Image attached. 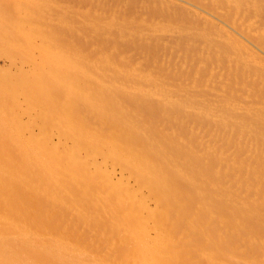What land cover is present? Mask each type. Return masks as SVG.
I'll return each mask as SVG.
<instances>
[{"label": "bare ground", "instance_id": "obj_1", "mask_svg": "<svg viewBox=\"0 0 264 264\" xmlns=\"http://www.w3.org/2000/svg\"><path fill=\"white\" fill-rule=\"evenodd\" d=\"M0 1V3L4 2L3 0ZM20 4L24 3L21 1ZM6 5L0 4V44L2 43L0 46L3 45L0 47V55L2 54L3 57H8L7 59L11 60L10 66H14V71L13 68L10 70V66L9 69L4 70L1 67L0 70V264H264V170H259L260 168L257 170L258 162L260 163L257 155V157H252L253 154H251L249 158L246 156L245 158L246 153L243 152V158L241 157V151L239 155V153H235V149L233 154L232 151H229L230 149L223 147L228 142H231L229 146L234 145V142L237 141L235 140L238 136L237 133L242 132L241 134H243L244 131L248 133V130L259 139L264 140V108L263 110L261 108H251L250 104L244 107L242 104H233L234 101L230 104L227 96L232 90H223V94L227 93V95L224 98L221 94L220 99L224 98L223 102L218 99L222 102L221 109H219L221 112L216 113L211 110L212 113H209L210 111L208 112L207 109L209 110L212 105H219V101L217 103L214 101L215 103L212 102V104L210 101L212 98L210 100L209 98L208 100L205 99L207 95L204 98L203 96H201L202 98L198 96V98L195 95H193L195 97H190L192 95L187 97L188 94L186 95L188 99L185 100L186 97H183V101H180L174 96L177 95L178 97L179 95L180 97L177 91H180V89L182 91L181 86L179 90L176 88L177 91L175 92L174 89L168 87V84L166 85L167 81L162 82L165 79L162 81L156 80L153 77L155 72L149 74L148 72L145 73L143 69L139 68V70L134 67L127 70L124 67L129 66L122 65L126 61L123 62L120 58H118L119 60L110 58V60L109 57L105 56V53L99 52L101 54L98 56L88 57L85 53L84 55L80 52L82 54L80 55L75 51L73 56V52L70 53L71 48L72 50L77 49L75 47L77 44L74 46L73 42H71L73 46H68L70 50L67 49L70 52L68 51L67 54V49H62L61 45L56 43L55 35L52 38L47 37L48 34H45L48 38V42L46 41V37L43 36L45 26L43 30L41 29L42 32L44 31L42 34L35 24H32L34 25L33 29L25 27L28 21L25 24L24 21L21 22L23 16L31 17V14L28 13L31 8H28L27 11V7H25L26 9L22 7L27 11H24L26 14H22V11L21 14H16L15 11L12 14L8 11V7L11 5ZM12 5L15 4L12 3ZM16 6L18 4L14 7ZM27 6L32 7L31 5ZM37 7H39L38 4ZM22 8L21 10H23ZM34 8L31 10L34 11ZM36 9V12L40 11ZM10 14L12 16L9 17ZM17 17L21 19L18 18L19 20H17ZM31 19L35 20L34 16ZM38 20L36 19L37 22ZM40 21L38 23H41ZM105 23L108 24V28L112 26L111 30L115 28L116 24L113 28V22H110V20L109 23ZM90 24L87 25V27H91L90 30L92 29L94 32L95 29L96 32L102 30V25L90 26ZM43 25H45L44 22ZM41 26L39 27L41 28ZM48 27L50 28V25ZM87 27L85 26L86 29H88ZM70 28L68 27V29ZM50 29L47 30L49 35H51ZM79 29L82 28L79 27ZM125 29L121 26L118 30L116 29L119 34L116 33L115 29L113 32L110 31V34L116 33V35H121L123 38L127 33ZM37 30L40 31L42 36ZM129 30L130 28L128 33ZM54 31L56 30L54 29ZM75 32H77L76 29ZM132 33L137 34L136 38L139 34L141 35L137 30H133ZM80 34L83 35V31ZM144 35L142 34L143 37ZM104 36L106 37V35ZM35 37H41L43 43L41 40L39 43L36 40L38 38ZM49 38H52L55 43L52 42V39L49 41ZM36 41L39 46H42V48L38 46L39 52ZM47 43L55 49L52 50L51 47H47ZM59 43L61 44V42ZM90 43L88 41L87 45L92 46ZM209 43L213 46L212 42ZM78 45L80 47V44ZM111 46L114 45L111 44ZM44 47L46 48L44 49ZM56 47H59L60 51L61 49L64 51L63 55L66 54L62 55L63 57L61 56L62 59L60 58V51L57 53L59 48ZM31 48L37 49L34 50L38 52L39 55L37 56L41 60H35L37 56H34L32 52L34 50ZM50 49L53 54L55 51L54 55L51 54L53 59L58 57L62 61L73 56L72 60L70 59V64H65L71 65V69L69 67L66 68V71L64 70V60L63 63H59L60 61L56 58L58 64L55 60H53L55 63L51 61ZM28 50L32 51L29 52ZM235 51L231 50L230 53H227L230 56L234 52V57H236ZM212 52H215V48ZM115 53L113 54L114 59L117 56ZM16 54L23 59V62L20 61L22 64H17L15 57H13H18ZM197 54H200V52ZM216 54H218V50ZM219 55H221V52H219L217 59ZM222 55L221 57H223ZM31 56L33 57L31 58ZM237 56L240 58L242 55ZM192 57L194 58V56ZM239 58L236 61L239 62L242 59V67H244V64H247L248 67V64L253 62L248 61V59L244 60L243 56L240 60ZM219 60L222 61V59ZM24 61L30 62L33 68L36 65L37 70L36 67L34 69L28 67L27 70L30 69L34 74L37 71L40 76L38 73V76L36 74L31 76V72L26 71L23 66V63H27ZM36 61L38 63L41 61L40 65L43 66H37ZM47 61H50L47 69L51 66L48 72L51 70L52 73L57 70L56 75L53 74L54 72L52 74L54 77H58L60 82L59 80L56 81L58 78H52L51 73L45 74L47 69L44 70L43 67L46 66L45 63L48 64ZM242 62L239 63L242 64ZM55 64L58 66L63 65L60 67L62 70L60 69V71ZM194 64L195 69H197L196 63ZM40 67L43 69L41 72ZM186 67L188 66H185L184 69ZM191 69L189 68V71ZM158 70H160V67ZM183 71L184 74L187 69ZM189 71L186 75L190 74L191 71L193 72V70ZM150 72L152 73V71ZM57 73L63 76H59ZM28 74L30 79L27 78ZM262 74L260 76L255 73L252 75L261 77L262 80L264 77V74ZM20 77L25 78V83ZM60 77H64L62 82ZM66 77L70 80H67ZM155 77L157 78V75ZM63 79H65L64 84H62ZM256 79L254 81L257 83L253 82L254 84H258V80H260V78ZM154 80L158 81V85L155 83L157 87L152 84L155 82ZM26 81L32 82L33 87H31L32 83L28 87ZM51 81L55 82L51 83ZM68 81H72V83ZM262 81L264 82V78ZM262 81H260L261 84ZM66 82L72 84L68 85L69 88L72 87L71 91H69L68 86H65ZM54 83H56L55 87H60L62 84V89L61 87L60 89L62 92L65 90L63 94L58 89L62 95L60 97L63 99L65 97L64 101L59 96V99L54 96L58 93H51L55 92L51 86ZM146 83L155 86L150 88L151 85L148 84V86ZM55 87L54 89L57 91L58 89ZM185 87H187V84ZM185 87L183 85V90ZM16 89L21 92L18 93ZM68 91L70 94L65 95ZM209 93L208 95H210ZM183 94H186V91ZM213 94L215 93H211V96ZM221 95L219 94V96ZM219 96L217 95V98ZM46 97L52 99V101L49 100V102ZM54 97L57 102L53 99ZM43 98L45 104H43ZM126 99H128V103L125 102ZM156 103H162L164 109L161 107L162 104L159 107ZM54 104H57V106ZM253 105L251 104V106ZM34 106L36 110L37 108L40 110L38 109L39 111L36 112L33 109ZM166 106L168 107L166 109L168 113H172L168 114L172 118L171 120L168 117L172 123L170 125L174 126L172 128L169 124L165 125L169 120H166L165 124L161 122L163 116L167 113L165 111ZM215 106L211 108L217 109L218 106ZM43 107L48 112L44 111ZM59 107L60 109H58ZM173 107H179L178 114H176L178 111ZM63 108L65 110L68 108L70 113L68 114ZM172 109H175L174 114ZM15 110L19 111L16 112ZM33 113L36 115H33ZM62 113L66 117L69 116L67 117L68 123L71 122L72 124L73 122L72 127L63 122H67V118L65 119ZM47 114H50V117ZM58 114L61 118L58 117ZM71 114L73 117H71ZM188 114L190 116L193 114L200 119H207L210 125L213 124L211 126L223 125L225 126L224 129H231V131L228 130L229 133L233 129L234 132H237H235L237 136L231 135L230 139L228 138L229 140L226 139L227 142L223 140V137L221 139L220 136H216L220 143V140H222V143L225 142L223 146L222 143L221 145L215 143L217 141H215V137L213 139L215 142L211 141L215 144L210 142L212 145L205 147L202 145L203 140H200L199 137L201 134L195 133L197 126L194 129L190 127V130L187 127L188 123L186 125L185 119L190 117ZM243 115L246 118L251 116L254 120L248 119L254 125L250 123V126L249 123H246L248 119L243 118ZM35 116L38 117L39 121L36 120ZM240 116L243 118L241 121L245 120L246 125L243 122L241 123ZM24 117L27 118L26 121ZM43 117L45 118L43 119ZM48 117L49 120L47 121L49 123L46 121ZM70 117L71 121L69 122ZM56 118L62 119L60 121L62 124ZM54 120L60 124H55L56 122L51 124L50 122ZM35 121L38 122V125ZM40 122L42 123L40 124ZM43 122L44 125H42ZM48 124L55 127L57 125V128L60 127V132H58L61 135H58L60 138L63 136L62 139L52 140L54 136L51 135L50 125ZM167 126L168 128H166ZM65 127L71 128L69 129L70 132H67L68 129ZM49 129L50 131H48ZM213 134L216 133L213 132ZM256 146H254V149ZM239 147L242 150L243 146L241 144ZM249 149L252 150V147ZM255 151L257 150L253 151L254 155L260 153L258 151L255 153ZM259 155H261V159L264 157L263 154ZM99 159L102 161L100 162ZM117 168L121 171L119 177L115 173ZM89 234H94V237Z\"/></svg>", "mask_w": 264, "mask_h": 264}, {"label": "rangeland", "instance_id": "obj_2", "mask_svg": "<svg viewBox=\"0 0 264 264\" xmlns=\"http://www.w3.org/2000/svg\"><path fill=\"white\" fill-rule=\"evenodd\" d=\"M4 2H2V3H0V4H2V5H6L7 3H8V5H6V6H9V5H11V6H13V7H11V6H9L8 8H9V10L8 11H10V13H12V14H14L13 12L15 11V13L17 14V13H19V14H21V11H22V14L24 13V14H26L24 11H26L25 9V7H27V11H28V8H34L35 6V8H34V11H35V9L37 10V11H39V12H34L33 10H31V9H29V11H28V13H30L31 14V17L29 16L28 18L27 17H25V16H23V19H24V17H25V19L27 18V19H29V20H27L26 19V21H25V19L23 20V19H21L20 17H17V20H19L18 18H20L21 19V22H23L24 21V24H25V27L26 28H33L34 29V25H32V24H35V26H36V28H38L40 31H41V29L43 30V27H44V30H45V33H44V31L42 32V34L44 33V37H54L53 35H55V41L57 40V41H59V42H61V44L59 43V42H57L56 41V43H58L59 45H61V48L62 49H69L70 50V48L69 47H71V46H73V43H74V46L77 44H80V47H79V45H78V47H77V45L75 46L76 48V50H72V48H71V52L67 49L66 51H67V54L70 52L71 54H72V52H73V56H74V52L76 51L78 54L81 52L82 54H86V56H88V57H92V55L93 56H98V55H100L101 53L102 54H104L105 53V56L108 58L109 57V59L110 58H112L113 60H117L118 58H120V59H122L123 60V62L124 61H126V62H124V63H122V65L123 64H125L126 66H131L130 67V69H129V67H124L125 69H127V70H131L133 67L134 68H136V69H143L144 71H145V73H149V74H153L154 72V74H155V76L157 75V78L154 76V74H153V77L156 79V80H158V81H162V80H164V81H162V82H165V81H167L166 82V85L168 84V87H170L172 90L174 89L175 90V92L177 91V90H179L181 87H182V91H181V89H180V91H177V92H179L178 94H180V97H179V95H178V97H177V95H176V93H175V95L176 96H174V97H176V99H179L180 101H183V97H186V95H187V97H189L190 95H192V96H190V97H200V98H202L201 96H203V98L206 96V98L205 99H207L208 100V98H209V100H210V98H212L210 101H211V103L213 102V103H217L219 100L220 101H224V98L226 97V95H227V93H224L223 94V90H232L230 93H228L229 95V97L227 96V98H228V103L230 102V104H232L233 102L232 101H234V103L233 104H242V105H244V107L247 105V106H249V104H250V107L251 108H255V109H259V108H261L262 110H263V108H264V82L262 81L263 80V78H262V80H261V77H255V75H252V74H258V73H260V74H258L257 76H260L262 73H263V71H264V65H263V61H264V0H36V2H35V0H30V1H32V2H30V1H25V0H21L22 1V3H26L25 5L24 4H20L21 3V1L20 0H14V2H12L13 0H9V1H11L10 3H9V1L7 2V0L5 1V0H3ZM20 1V2H19ZM39 1V2H38ZM42 1H44V2H42ZM1 2V1H0ZM5 2H7V3H5ZM29 2V3H28ZM36 3V4H34V3ZM12 3L13 4H15V5H17L18 4V6H16V7H14L15 5H12ZM31 3V4H30ZM39 3H40V5H39ZM35 6H34V5ZM37 4H38V6L40 7V6H42V7H37ZM20 5V6H19ZM22 5V6H21ZM27 5H33L32 7H28ZM51 5V6H50ZM22 7H24V8H22ZM5 8V7H4ZM7 8V7H6ZM12 8V9H11ZM16 8V9H15ZM21 8L23 9V10H21ZM42 8H44V9H42ZM14 9V10H13ZM13 10V11H12ZM43 10H44V12H45V10H46V12H45V14L47 13V14H51L50 16L49 15H45L44 14V12H43ZM56 10V11H55ZM20 11V12H19ZM26 11V12H27ZM32 11V12H31ZM74 12V13H73ZM27 13V14H28ZM33 13V14H32ZM69 13V14H68ZM83 13V14H82ZM90 13V14H89ZM107 13V14H106ZM112 13V14H111ZM121 15H120V14ZM12 14H10L9 15V17L10 16H12ZM29 14V15H30ZM37 14H40V15H42L41 17H40V15L38 16ZM53 14V15H52ZM63 14H65V15H63ZM68 14V15H67ZM81 14V15H80ZM126 14V15H125ZM83 15V16H82ZM91 15V16H90ZM17 16H20V15H17ZM33 16H34V19L36 18V16H38L36 19L38 20V19H40V20H38V22L40 21L41 23H38L37 21H36V19L35 20H32L31 18H33ZM48 16H49V18H48ZM64 16V17H63ZM85 16V17H84ZM93 16V17H92ZM50 17H51V19H50ZM82 17H84V18H82ZM86 17H88V18H86ZM110 17V18H109ZM43 18H45L44 20H43ZM53 19V20H52ZM55 19V20H54ZM30 20H32L33 22L34 21H36V22H32V21H30ZM43 20V21H42ZM99 20V21H98ZM102 20V21H101ZM109 20H110V22H113V28H114V24H116L115 25V30L117 29L118 30V28L120 27L121 28V26H123V29H125L124 27H126V28H130V30H129V33H128V29H125V31L128 33H126V35H128L127 37H126V35H124L123 36V38L121 37V35H118L119 33V31H117L116 33H118L117 35H116V33L115 34H113L112 32L114 31V29H112L111 30V28H112V26H111V28L109 27L108 28V24L107 23H105V22H108L109 23ZM46 21V22H45ZM50 23H49V22ZM63 21H65V22H63ZM92 23H91V22ZM43 22L45 23V25H43ZM63 22V23H62ZM81 22V23H80ZM88 22H90L89 24H90V26L92 25V26H101V29L103 30V32H102V30L101 29H99V30H101V31H99V32H96L97 30L95 29V32L94 31H92V29L90 30V28L91 27H87V25H89L88 24ZM93 22H94V24H93ZM96 22V23H95ZM97 22H98V24H97ZM31 24V25H29V24ZM54 23V24H53ZM87 23V24H86ZM23 24V23H22ZM37 24H40V25H37ZM47 24V25H46ZM59 24V25H58ZM84 24V25H83ZM26 25H28V26H26ZM42 25V26H41ZM50 25V28L48 27ZM63 25H65V26H63ZM84 26V28H85V26L89 29H84L83 28V26ZM118 25H120L119 27H118ZM30 26V27H29ZM38 26V27H37ZM39 26H41V28L39 27ZM82 26V27H81ZM135 26V27H134ZM54 27V28H53ZM64 27V28H63ZM67 27V28H66ZM68 27L71 29H68ZM73 27H74V31H73ZM79 27L80 28H82V29H79ZM118 27V28H117ZM133 27V28H132ZM140 27V28H139ZM36 28H35V30H36ZM53 28V29H52ZM81 31H83V33L85 34V35H89L88 37L87 36H85L84 34L83 35H81L80 33L82 32H80L78 29ZM100 28V27H99ZM135 28V29H134ZM136 28H138V29H136ZM158 28V29H157ZM50 29V32H51V35H49V32L47 31V30H49ZM54 29L56 30V31H54ZM75 29H76V31L77 32H75ZM85 31H84V30ZM132 29V30H131ZM39 30H37V32L39 31ZM51 30H53V31H51ZM58 30V31H57ZM94 30V29H93ZM133 30L135 31V30H137V31H139L140 33H141V35L139 34L138 36H141V37H138L137 36V38H136V35L134 34V33H132L133 32ZM141 30V31H140ZM40 31L38 32V33H40ZM47 31V32H46ZM108 31V32H107ZM110 31H112L111 33L112 34H110ZM89 32V33H88ZM101 32H102V34H101ZM105 32H106V34H105ZM55 33V34H54ZM74 33H75V35H74ZM97 33V34H96ZM110 35H109V34ZM41 34V33H40ZM40 34H39V36H40ZM42 34H41V36H42ZM45 34H48V35H46L45 36ZM56 34H58V35H56ZM70 34H72V35H70ZM79 34H80V36H79ZM91 34V35H90ZM99 34V35H98ZM130 34V35H129ZM142 34L144 35V37L142 36ZM104 35H106V37L104 36ZM109 35V36H108ZM115 35V36H114ZM233 35V36H232ZM37 36V35H36ZM58 38H57V37ZM98 36V37H97ZM133 36V37H132ZM135 36V37H134ZM46 37V41L48 42V38ZM61 37V38H60ZM69 37V38H68ZM79 37V38H78ZM85 37V39H83ZM35 38H38V37H35ZM41 37H39L38 39H36L39 43H40V40L42 39H40ZM52 38H49L50 40L49 41H51V39ZM102 38V39H101ZM118 38V39H117ZM142 38V39H141ZM203 38V39H202ZM235 38V39H234ZM59 39V40H58ZM83 39V40H82ZM99 39V40H98ZM108 39H109V42H108ZM135 39V40H134ZM152 39V40H151ZM53 40V39H52ZM98 40V41H97ZM110 40H112V41H110ZM35 41V40H34ZM36 41V42H37ZM55 41L53 40L52 42H54L55 43ZM88 41H89V43H90V41H91V43L90 44H92V46H88L87 44H88ZM100 41V42H99ZM116 41V42H115ZM118 41V42H117ZM134 43H133V42ZM206 41V42H205ZM36 42H35V44H36ZM38 42H37V48H38V46H39V44H38ZM41 42H42V40H41ZM52 42H50L51 44H52ZM64 42V43H63ZM71 42H73V43H71ZM75 42H77V43H75ZM79 42V43H78ZM82 42V43H81ZM94 42V43H93ZM114 44H113V43ZM120 42V43H119ZM125 42V43H124ZM140 42V43H139ZM145 42V43H144ZM209 42H212L213 43V46H212V44L210 45V43ZM10 43V42H9ZM43 43V42H42ZM151 43V44H150ZM220 43V44H219ZM236 44V46H235V44ZM243 43V45H241ZM2 44V43H1ZM0 44V45H1ZM45 44V43H44ZM48 44V43H47ZM50 44V45H51ZM58 44H55V45H57V46H59ZM63 44V45H62ZM82 44H84V45H82ZM111 44L112 45H114L113 47L111 46ZM143 45V47H142V45ZM153 44V45H152ZM216 45V47H214L215 45ZM226 44H227V46H226ZM46 45V44H45ZM54 45V44H53ZM97 45V46H96ZM108 45H109V47H108ZM121 45V46H120ZM146 45H147V47H146ZM210 45V46H209ZM240 45V46H239ZM245 45V46H244ZM3 46V45H2ZM2 46H0V47H2ZM9 46V45H8ZM69 46V47H68ZM99 46H101V47H99ZM119 46V48H117ZM138 46V47H137ZM219 48H218V47ZM225 46V47H224ZM36 47V46H35ZM39 47H41L42 48V46H39ZM47 47H51V46H49V44H48V46ZM60 47V46H59ZM59 47H56L57 49L59 48ZM95 47H96V50H95ZM99 47V48H98ZM108 47V48H107ZM153 47V48H152ZM209 47H210V49H209ZM213 48V50H212V48ZM235 47V48H234ZM240 47V48H239ZM242 47V48H241ZM244 47V48H243ZM246 47V48H245ZM46 47H44V49H45ZM52 48V50H54L55 49V47L53 48V47H51ZM101 48H102V50H101ZM106 48V49H105ZM152 48V49H151ZM196 48V49H195ZM200 50H199V49ZM214 48H215V52H212V51H214ZM231 48V49H230ZM233 48V49H232ZM31 49H35V50H37L36 48H31ZM61 49V51H63ZM78 49H80V50H78ZM91 49H92V51H91ZM99 49V50H98ZM105 49V50H104ZM151 49V50H150ZM32 51V50H28L29 52L30 51H32L33 53H34V56L36 57L37 55H39L38 54V52H39V48H38V52L37 51ZM41 50V49H40ZM47 50V49H46ZM51 50V49H50ZM52 50H51V52H52ZM78 50V51H77ZM89 50V51H88ZM104 50V51H103ZM143 50V51H142ZM147 50V51H146ZM194 50V51H193ZM212 50V51H211ZM217 50H218V54H219V52H221V55H222V52H223V57H221V55H219V57H218V59H217V56H218V54H216V52H217ZM235 51L236 53H235V56L237 57V59H236V57H234V52L233 53H231V55H232V57H231V55L229 56V51ZM238 50H239V52H238ZM243 50V51H242ZM9 51V50H8ZM27 51V52H28ZM45 51V50H44ZM60 51V48H59V50L57 51V53ZM59 52V54H60V58H61V56L63 55V53H64V51L63 52ZM69 51V52H68ZM106 51H107V53H106ZM109 51V52H108ZM120 51V52H119ZM196 51V52H195ZM29 52H28V54H29ZM51 52H49V54H50V57L52 58V55H54L55 54V51H54V54H53V52L51 53ZM99 52H101V53H99ZM116 52V53H115ZM200 52V54H197V53H199ZM205 52V53H204ZM212 52V53H211ZM227 52H229V53H227ZM237 52H238V54H237ZM254 52V53H253ZM40 53H41V51H40ZM45 53H47V52H45ZM44 53V54H45ZM62 53V54H61ZM66 53V52H65ZM80 53V55H82ZM92 53V54H91ZM116 54L117 56L118 55H120V56H116L115 58L116 59H114V56H113V54ZM118 53H120V54H118ZM209 53V54H208ZM213 53H214V55H215V57H214V55H213ZM31 54V53H30ZM48 54V53H47ZM52 54V55H51ZM58 54V55H59ZM84 54V55H85ZM108 54H110V55H108ZM121 54H122V56H121ZM225 54V55H224ZM228 54V55H227ZM242 55L243 56V58H244V60H247L248 59V61L249 60H251L250 62H252V63H250V64H248V67L246 66L247 64H244V67H242L241 65H243V60L241 59L240 60V58L242 57V56H240V58L237 56V55ZM2 55V54H1ZM1 55H0V70L2 69V70H4V69H9V66L11 65V63H10V59H7L5 56L3 57V55H2V57H1ZM5 55V54H4ZM12 55V54H11ZM17 56H18V54H16ZM32 55V54H31ZM42 55H43V53H42ZM57 55V56H58ZM64 55H66V54H64ZM63 55V56H64ZM113 57H112V56ZM147 55V56H146ZM189 55H190V57H189ZM200 55V56H199ZM10 56V55H9ZM43 56H45V55H43ZM47 56H49V55H47ZM56 56V55H55ZM62 56V57H63ZM71 56V55H70ZM73 56L72 57H69L70 59L71 58H73ZM111 56V57H110ZM124 56V57H123ZM183 56V57H182ZM192 56H194V58L192 57ZM225 56V57H224ZM226 56H228V57H226ZM11 57V56H10ZM13 57H15V60L17 61V64L18 63H21V62H23V59H21V58H19V56L18 57H16V56H13ZM21 57V56H20ZM33 56H31V58H32ZM34 57V58H35ZM122 57V58H121ZM199 57H201V58H199ZM229 57H231L230 59H229ZM42 58V57H41ZM49 58V57H48ZM51 58H50V60H51ZM58 59V57H55V59ZM59 58V59H60ZM65 58V57H64ZM126 58V59H125ZM157 58V59H156ZM158 58H159V62H158ZM182 58V59H181ZM213 58V59H212ZM234 58H235V60H234ZM238 58H239V62H242V64H240L238 61H236V60H238ZM246 58V59H245ZM21 59V60H20ZM38 59H40V57L38 58V56L35 58V60H37L38 61ZM55 59H53L52 58V60L51 61H53V60H55ZM58 59V61H60ZM62 59V58H61ZM67 59H68V57H67ZM63 59L65 62H64V65L66 64V63H69L70 64V59ZM161 59V60H160ZM189 59V60H188ZM202 59V60H201ZM208 59V60H207ZM219 59H222V61H220ZM263 61H262V60ZM32 60V59H31ZM41 60V59H40ZM62 60V61H63ZM72 60V59H71ZM111 60V59H110ZM119 60V59H118ZM133 60V61H132ZM231 60H233V61H231ZM261 60V61H260ZM19 61V62H18ZM21 61V62H20ZM34 61V60H33ZM36 61V62H37ZM42 61H43V59H42ZM57 60H55V62L57 63L58 62ZM62 61H60L59 63H61ZM67 61V62H66ZM189 61V62H188ZM203 61V62H202ZM208 61V62H207ZM215 61V62H214ZM218 61V63H216ZM221 63H220V62ZM225 61V62H224ZM228 61V62H227ZM25 62V61H24ZM27 62V63H26ZM25 63L26 64H24L23 63V66H24V68H26V71H28L27 70V68L28 67H32L33 65L30 63V62H28V61H26ZM35 62V63H36ZM41 61H39V63L37 62V66L39 65V66H43V65H40L41 63H40ZM43 62H45V61H43ZM54 62V61H53ZM54 62V63H55ZM137 62V63H136ZM214 64H213V63ZM227 62V63H226ZM261 62H263V63H261ZM28 63H30L31 64V66H30V64H28ZM35 63H33V64H35ZM47 63L48 64H46L45 63V67H43L44 68V70L45 69H47V67H48V65H49V63H50V61H47ZM63 63V62H62ZM126 63H129V64H126ZM131 63V64H130ZM194 63H196V66H197V69H195L196 67H194L195 66V64ZM208 63V64H207ZM216 63V64H215ZM225 63V64H224ZM229 63V64H228ZM22 64V63H21ZM52 64V63H51ZM58 64V63H57ZM69 64H67V65H65L64 67H65V71H66V68L68 69L71 65H69ZM178 64V65H177ZM193 64V65H192ZM14 65V64H13ZM19 65V64H18ZM25 65H26V67H25ZM56 65V64H55ZM55 65H53V66H55ZM125 65H123V66H125ZM134 65V66H133ZM136 65V66H135ZM250 65V66H249ZM35 67H36V65H34ZM52 66V67H53ZM56 66H58V65H56ZM55 66V67H56ZM61 66H63V65H61ZM61 66H58V68H59V70L61 69L62 70V68H60ZM157 66V67H156ZM185 66H188V67H186V69H187V71H189V68L191 69V70H193V72L191 71H189L190 72V74L192 73V75H190V74H187L186 75V73H187V71H186V73H182V72H184L183 70H186V69H184L185 68ZM200 66V67H199ZM210 66V67H209ZM2 67V68H1ZM11 68H10V70L13 68V71H14V66H10ZM34 67V68H35ZM41 67H40V69H41ZM50 67L51 66H49V68L46 70V73L45 74H49V73H51V70L48 72V70L50 69ZM159 67H160V70H158L159 69ZM175 67V68H174ZM202 67V68H201ZM247 67V69H245ZM251 67V68H250ZM262 67H263V69H262ZM33 68V67H32ZM31 68V69H32ZM33 68V69H34ZM54 68V67H53ZM57 68V67H56ZM55 68V69H56ZM153 68V69H152ZM200 68V69H199ZM209 68V69H208ZM38 68L36 67V70H37ZM39 69V70H40ZM52 69V68H51ZM70 69H71V67H70ZM69 69V70H70ZM139 69V70H140ZM152 71V73L149 71ZM183 69V70H182ZM238 69H240V70H238ZM245 69V70H244ZM258 69V70H257ZM35 70V71H36ZM43 69H41L40 70V72L42 71ZM60 70V71H61ZM179 70V71H178ZM196 70V71H195ZM199 70V71H198ZM209 70V71H208ZM234 70V71H233ZM244 70V71H243ZM248 70V71H247ZM262 70V71H261ZM144 71H141V72H144ZM158 71V72H157ZM171 71V72H170ZM201 71V72H200ZM250 71V72H249ZM259 71V72H258ZM261 71V72H260ZM28 72H31L30 71V69H29V71ZM48 72V73H47ZM54 72V73H53ZM52 73L54 74V75H56L55 73L57 72V70L55 71H53ZM62 72H64V71H62ZM188 72V73H189ZM200 72V73H199ZM204 72V73H203ZM237 72H239V73H237ZM247 72V73H246ZM33 72H31V76L32 75H35L36 74V76H38L37 75V71H36V73L34 74H32ZM43 73V72H42ZM51 73V74H52ZM66 73V72H65ZM172 73V74H171ZM181 73V74H180ZM193 73H194V75H193ZM199 73V74H198ZM209 73V74H208ZM231 73V74H230ZM233 73V74H232ZM39 74V76H40V73H38ZM51 74H50V76H51ZM52 74V78L54 77V75ZM57 74H59V73H57ZM68 74V73H67ZM70 74V73H69ZM171 74V75H170ZM176 74V75H175ZM229 74V75H228ZM264 74V73H263ZM262 74V75H263ZM61 74H59V76H60ZM66 75V74H65ZM71 75H72V73H71ZM180 75V76H179ZM250 75V77H248ZM61 76H63V75H61ZM68 76V75H67ZM162 77V78H160V77ZM179 76V77H178ZM182 76V77H181ZM191 76V77H190ZM227 76V77H226ZM56 77V76H55ZM54 77V78H55ZM69 77H70V75H69ZM158 77H159V79H158ZM168 77V78H167ZM169 77H170V79H169ZM175 79H173V78ZM224 77V78H223ZM20 78H22V77H20ZM27 78H29L30 79V76H29V74H28V77ZM26 78V79H27ZM35 78V77H34ZM39 78V77H38ZM49 78V77H48ZM58 77H56V79H57ZM61 78V82H62V78H64V77H60ZM68 77H66V79H67ZM226 78V79H225ZM233 78H234V81H233ZM250 78H251V80H250ZM252 78H254V79H252ZM257 78V79H256ZM260 78V80H258ZM23 79V83H25L24 81H25V78H22ZM21 79V80H22ZM37 79V78H36ZM50 79V78H49ZM187 79V80H186ZM189 79V80H188ZM197 79V80H196ZM199 79V80H198ZM209 79V80H208ZM223 79V80H222ZM230 81H229V80ZM232 79V80H231ZM258 80V84H254V83H257L256 81H254V80ZM15 80V79H14ZM34 80V79H33ZM33 80H32V82H33ZM55 80V79H54ZM59 80V82H60V79L58 78L56 81H58ZM64 81H63V83L62 84H64V82H65V79H63ZM67 80H70L69 78L67 79ZM156 80H154L155 82H153L152 84H155V83H157V85H158V81H156ZM193 80V81H192ZM243 80V81H242ZM20 81V80H19ZM18 81V82H19ZM30 81V80H29ZM38 81V80H37ZM49 81V80H48ZM226 81V82H225ZM239 81V82H238ZM260 81H262V84H261V82ZM18 82H16V83H18ZM27 82V81H26ZM31 82V83H32ZM53 82H55V81H53ZM52 81H51V83H53ZM68 82H71L72 83V81H68ZM197 82V83H196ZM224 84H223V83ZM249 82V83H248ZM254 82V83H253ZM20 83H22V82H20ZM28 83V87L29 86H31V85H29V84H31L30 82H27ZM26 83V84H27ZM33 83H35V82H33ZM33 83H32V86L31 87H33ZM37 83V82H36ZM49 83V82H48ZM67 83V82H66ZM66 83H65V86L67 87L69 84H71V83H67V85H66ZM151 83V82H150ZM150 83H146L147 85L149 84V85H151L150 86V88H154V86L156 85H152V84H150ZM220 83H222V84H220ZM230 83V84H229ZM237 83V84H236ZM239 83V84H238ZM243 83V84H242ZM251 83V84H250ZM15 84V83H14ZM56 83H54V85H52L51 84V86L53 87V89L51 88V86H50V88L52 89V90H55V92L53 91V92H51L52 94L54 93V94H57V95H54V96H62L61 95V93L63 94V92L65 91L64 89V91L62 92V87H61V85H60V87H61V89H60V87H55L56 85H55ZM170 84V85H169ZM187 84V87L188 88H190V89H188L187 87H185V85ZM225 84H227V85H225ZM259 84H260V86H259ZM50 85V84H49ZM72 85V84H71ZM146 85V86H147ZM148 85V86H149ZM157 85H156V87H157ZM172 85V86H171ZM183 85H184V87L185 88H187V89H185L184 88V90L186 91V94H183V93H185V91L183 90ZM189 85V86H188ZM209 85V86H208ZM217 85V86H216ZM246 85V86H245ZM57 86H58V83H57ZM173 86H175V87H173ZM181 86V87H180ZM232 86V87H231ZM256 86V88H254ZM258 86V87H257ZM14 87H15V85H14ZM19 87H20V84H19ZM19 87H17V88H19ZM30 87V88H31ZM54 87L55 88H59L60 90H61V93L59 92V89L56 91V89H54ZM70 86H68V89H69V91H71L70 89L72 88H69ZM155 87V88H156ZM147 88H149V87H147ZM176 88H177V90H176ZM217 88V89H216ZM225 88V89H224ZM232 88V89H231ZM263 88V89H262ZM19 89H21V88H19ZM17 90L16 89V91L19 93V92H21L20 90ZM32 89V88H31ZM66 89V88H65ZM212 89H214V90H212ZM216 89V90H215ZM222 89V90H221ZM240 89V90H239ZM187 90H188V93H187ZM189 90H191L190 92H191V94H189L190 92H189ZM218 90V91H217ZM238 90V91H237ZM247 90V91H246ZM256 90V91H255ZM263 90V91H262ZM69 91H68V93L66 92L65 93V95L67 94V95H69L70 93H69ZM211 91H213V92H211ZM208 92H210L209 94L210 95H208ZM227 92H229V91H227ZM211 93H218V94H213L212 96H211ZM255 93V94H254ZM52 94H51V97H52ZM219 94L221 95H223V99L221 100L220 99V97H222V95L221 96H219ZM261 94H263V95H261ZM185 95V96H184ZM193 95H195V96H193ZM217 95L219 96L218 98H217ZM48 97V96H47ZM46 97V98H47ZM50 97V96H49ZM59 97H58V99H59ZM185 98V100L186 99H188V98ZM198 97V98H199ZM61 99H63L62 97H60ZM69 98H71V96H69ZM21 99V98H20ZM53 99H55V97L53 98ZM60 99V100H61ZM64 99H65V97H64ZM64 99H63V101H64ZM216 99V100H215ZM219 99V100H218ZM47 100L49 101H52V99H48L47 98ZM46 100V101H47ZM42 101H43V104H45V99L43 98L42 99ZM49 101V102H50ZM54 101V100H53ZM63 101H61V102H63ZM66 101H67V99H66ZM66 101H65V104H66ZM128 101V99H126V101L125 102H127ZM215 101V102H214ZM219 101V102H220ZM243 101V102H242ZM261 101H262V103H261ZM55 102H57L56 101V99H55ZM67 102H69V101H67ZM218 102V104L219 105H217L216 104V106H218L217 107V109H212L215 105H212L210 108H209V110L207 109V111L209 112V113H212V111H214V112H216V113H220L221 112V110L219 111V109H221V103L222 102H220L219 103ZM227 102V101H226ZM247 102H248V104H247ZM250 102V103H249ZM59 103V102H58ZM128 103V102H127ZM212 103V104H213ZM258 103V104H257ZM60 104V103H59ZM59 104H58V106H59ZM62 104V103H61ZM64 103H63V105H65ZM71 104V103H70ZM160 104H162V103H160ZM160 104L159 103H156V105H159V107H160ZM251 104H254L253 106H251ZM262 104V105H261ZM54 105H56L57 106V104H54ZM165 105V104H164ZM49 106V105H48ZM51 106V105H50ZM70 106V105H69ZM69 106H67V107H69ZM215 106V107H216ZM246 106V107H247ZM35 107V106H34ZM45 108H46V105L44 106ZM44 107H43V110H44ZM52 107V106H51ZM50 107V108H51ZM55 107V106H54ZM65 107H66V105H65ZM142 107V106H141ZM161 107L164 109V107H163V104L161 105ZM53 108V107H52ZM168 107L166 106L165 107V111L167 112H164V113H166L165 114V116H163V121H161L162 123H166L168 120H169V118L168 117H170L171 115H168L169 113H168V110H166ZM172 108V107H171ZM173 108H175L177 111H178V108H176V107H173ZM34 110H36V107L35 108H33ZM39 108H37V110H36V112L37 111H39L38 110ZM49 109V108H48ZM58 109H60V107L58 108ZM64 109V108H63ZM174 109V110H175ZM20 110V109H19ZM18 110V111H19ZM51 110V109H50ZM65 110V109H64ZM173 110V109H172ZM173 110V114H174V111ZM212 110V111H211ZM16 112H18L17 110H15ZM44 111H46V112H48L47 110H44ZM54 111V110H53ZM52 111V112H53ZM57 111V110H56ZM65 111H69L68 110V108H67V110H65ZM169 111H171V110H169ZM179 111H180V109H179ZM179 111L176 113V114H178L179 113ZM15 112V113H16ZM41 112H43V111H41ZM58 112L59 113H61L60 112V110H58ZM172 112V111H171ZM35 113V112H34ZM33 113V115H36V114H34ZM45 113V112H44ZM44 113H42L43 115H44ZM50 113V112H49ZM56 113V112H55ZM65 114H66V112H64ZM70 112H68V114H69ZM72 113V112H71ZM50 114H52V113H50ZM50 114H47V115H49V117H50ZM65 114L63 115V113H62V115L64 116V118L66 119L67 117H69V116H65ZM170 114H172V113H170ZM39 115V113L37 114V116ZM55 115H57V114H55ZM61 114H60V116H62ZM189 116H190V114H188ZM213 115H214V113H213ZM239 115H241V114H239ZM37 116H35L36 118H33L34 120L36 119L37 121H39L38 120V117ZM52 116V115H51ZM187 116V115H186ZM242 116V115H241ZM241 116H240V121H241V119H243V118H246L244 115H243V118H241ZM247 116H249V115H247ZM49 117H48V119L46 118V121L47 120H49ZM55 117H57V116H55ZM54 117V118H55ZM58 117H59V114H58ZM71 117H73L72 116V114H71ZM71 117H70V120H69V122L71 121ZM193 117H194V120H193ZM42 118V117H41ZM45 117H43V119H44ZM59 118H61V117H59ZM196 118V119H195ZM198 118V119H197ZM203 118V117H202ZM248 118H250V119H252L251 118V116L250 117H247L246 119H248ZM27 120V118L26 117H24V120ZM32 119V120H33ZM53 119V118H52ZM57 119V118H56ZM62 119H63V117H62ZM61 119V120H62ZM65 119H63V120H65ZM165 119V120H164ZM170 119L172 120V118L170 117ZM190 119V120H189ZM250 119H248V121L246 122V123H253L252 121L254 120V119H252V121H250ZM25 120V121H26ZM59 122L61 121V120H59V119H57ZM73 120V119H72ZM167 120V121H166ZM207 120V119H206ZM205 119H200L199 117H196L195 115H193L192 114V116H190L189 118H187L186 117V119H185V122H186V125H187V123H188V125H187V127L189 128V130H190V127H193V129L195 128V126H197L196 128H195V133H197L198 135L199 134H201V135H199V137L201 138L200 140H203L202 141V145L203 146H207L208 147V145L210 146V144L211 143H213V142H215L216 140L218 141H216L215 143H220L219 142V139L217 138V137H219L220 136V138L222 139V137H223V140L224 141H228L229 139H230V137H231V135H235V137L238 135L239 136V138H238V136H237V138L235 139L233 136V138L235 139V140H237V141H235L234 142V139L232 138V140H233V142H234V145H230L229 146V143H231V142H228V144L227 143H225V142H223L222 143V140H220L221 141V143H222V146H223V144H224V146L223 147H225V148H227V149H230L229 151H232L231 153H233V152H235V149H236V152L235 153H239L240 151V153H241V157H243V155H244V153H246L245 155H244V157L246 156V157H248L249 158V156H251V154H253L252 155V157H255L256 155L258 156V159H260V163L258 162V165H257V170L259 169V170H264V157L261 159V155H259V154H263L264 155V143H263V141L264 140H262V138L261 139H259V137H256L255 135H254V133L252 134L249 130L247 131L248 133H245V131L243 132V134H241V133H237L236 131V133H237V135L235 134V132H234V130L232 129V132L231 133H229V131H231V129H224L225 128V126H223V125H220V126H216V125H214V126H211V125H213L212 123H211V125H210V122H208V120L206 121ZM37 121H35V122H37ZM170 121V120H169ZM168 121V122H169ZM203 123H202V122ZM245 121V120H244ZM244 121H241V123L243 122V124L245 123ZM250 121V122H249ZM54 122H56L55 124H60L59 122H57L56 120H54L53 122H50L51 124L52 123H54ZM64 123H66V124H69L68 123V118H67V122H65V121H63ZM166 123L165 125H170V124H172L171 123V121L169 122V123ZM173 122V121H172ZM198 122V123H197ZM205 122V123H204ZM42 122H40V124H41ZM47 123H49V121H47ZM202 123V124H201ZM246 123H245V125H246ZM255 123V122H254ZM39 124V125H40ZM51 124H48V125H50V129H51V131H50V129L48 130V131H50V133H51V135L52 136H54V137H52L51 135V137H52V140H54V141H56V140H59V139H62V137L63 136H61V138L59 137V135H61V133L59 134V128H57V125H56V127L55 126H53V125H51ZM62 124V123H61ZM164 124H162L163 126H164ZM208 124V125H207ZM251 124H250V126H251ZM37 125H38V122H37ZM42 125H44V122H43V124ZM48 125H47V127H48ZM64 125V124H63ZM70 127H72L73 126V122H72V124H71V122H70ZM72 125V126H71ZM173 125H174V122H173ZM190 125V126H189ZM248 125V124H247ZM252 125H254V124H252ZM66 127H67V125H65ZM171 126V128L172 127H174V126H172V125H170ZM209 126V127H208ZM221 126H223V127H221ZM51 127H53V128H51ZM61 127H64V126H61ZM65 127V128H66ZM211 127H213L212 129H211ZM220 127V128H219ZM56 128V129H55ZM64 128V129H65ZM166 128H168V126L166 127ZM170 128V127H169ZM216 128V129H215ZM58 129V130H57ZM62 129V131H63V128H61ZM60 129V130H61ZM66 129H68V128H66ZM69 129H71V128H69ZM67 130V132L69 131L70 132V130ZM197 129V130H196ZM191 130H192V128H191ZM211 132H210V131ZM229 130V131H228ZM59 131V132H58ZM61 131V132H62ZM201 131V133H199V132ZM63 132H65V131H63ZM67 132H65L66 134H67ZM213 132L214 133H216V134H213ZM234 132V133H233ZM49 133V134H50ZM53 133V134H52ZM233 133V134H232ZM245 133V134H244ZM249 133H251V134H249ZM59 134V135H58ZM64 134V133H63ZM212 135H214V136H212ZM222 135H224V136H222ZM252 135V136H251ZM254 135V136H253ZM217 136V137H216ZM228 136V137H227ZM69 137V136H68ZM214 137V138H213ZM215 137H216V139H215ZM225 137V138H224ZM244 137V138H243ZM254 137H256V138H258V139H256V138H254ZM229 138V139H228ZM213 139H215V141L213 140ZM226 139H228V140H226ZM239 139V140H238ZM213 140V142H211ZM258 140V141H257ZM260 140V141H259ZM207 141V142H206ZM209 141V142H208ZM250 141V142H249ZM261 141H262V143H261ZM211 142V143H210ZM243 142H244V144H243ZM249 142V143H248ZM261 143V144H257V143ZM215 143H213V144H215ZM221 143H220V145H221ZM237 144V145H236ZM240 144H241V146H243V148H242V150L240 149L241 147H239L240 146ZM253 144H254V146H256L255 147V149H254V146H253ZM256 144V145H255ZM212 145V144H211ZM227 145V146H226ZM239 145V146H238ZM260 145H261V147H260ZM239 148H238V147ZM252 147V150L251 149H249L250 147ZM236 147V148H235ZM232 148V149H231ZM226 149V150H227ZM238 149V150H237ZM251 150V151H250ZM254 150H257L258 152H260L259 154L258 153H256L257 151H255V155H254ZM228 151V152H229ZM238 151V152H237ZM248 151H250V152H248ZM263 151V152H262ZM244 152V153H243ZM262 152V153H261ZM231 153H229V154H231ZM240 153H239V155H240ZM234 154V153H233ZM236 155V154H235ZM256 156V157H257ZM243 157V158H244ZM245 157V158H246ZM99 161L101 162L102 160L101 159H99ZM262 164H263V166H262ZM260 166V167H259ZM115 173H116V176L117 177H119L120 176V174H121V171L117 168V169H115ZM94 233V232H93ZM90 235V234H89ZM94 234H92V235H90V236H93ZM94 237V236H93Z\"/></svg>", "mask_w": 264, "mask_h": 264}]
</instances>
